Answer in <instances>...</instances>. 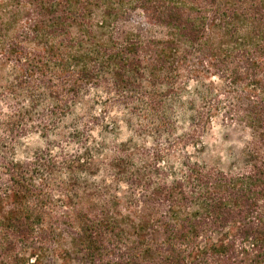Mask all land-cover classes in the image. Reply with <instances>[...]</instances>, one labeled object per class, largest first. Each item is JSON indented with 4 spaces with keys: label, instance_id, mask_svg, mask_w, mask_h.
Returning <instances> with one entry per match:
<instances>
[{
    "label": "trees",
    "instance_id": "16d2710c",
    "mask_svg": "<svg viewBox=\"0 0 264 264\" xmlns=\"http://www.w3.org/2000/svg\"><path fill=\"white\" fill-rule=\"evenodd\" d=\"M135 15L161 36L118 28ZM0 64V144L97 103L174 143L216 118L250 133L226 171L183 144L116 154L99 181L87 150L0 156V264H264V0H0Z\"/></svg>",
    "mask_w": 264,
    "mask_h": 264
},
{
    "label": "rangeland",
    "instance_id": "374dc122",
    "mask_svg": "<svg viewBox=\"0 0 264 264\" xmlns=\"http://www.w3.org/2000/svg\"><path fill=\"white\" fill-rule=\"evenodd\" d=\"M117 26L123 31L161 36V30L148 25L141 15H135L127 21H119ZM13 74L11 66L0 64V84L10 82ZM92 94L93 92L90 99ZM88 110L76 106L71 110V114L63 117L54 129L49 131L30 129L15 140H8V144H0V156L27 161L31 160L35 154L49 150L54 156L66 153L70 156L80 155V158H86L85 150H87L90 151L94 164L97 166V169L91 170L92 175L89 179L93 177L94 181H99L104 174L98 172V168L102 167V162L109 161L116 154H126L140 166L145 155H150L156 149L167 148V144H183L182 147L175 148V151L179 152L177 154L185 153L194 161L226 171L235 159L240 158L244 146L250 141V133L246 128L237 124H225L219 118L211 122L196 143L191 144L183 140L174 143L162 133L138 131L139 119L127 111L119 108L108 111L99 103L94 104L90 111ZM93 117L97 120L93 121ZM76 120L79 121L77 126L88 121L94 122L87 128L79 129L81 134L78 139L71 138ZM178 120V129L172 136L174 139L188 132L185 121L181 118ZM2 137H4L3 134L0 135V138ZM165 161L166 164H174L175 158L168 156ZM54 264L64 263L55 260Z\"/></svg>",
    "mask_w": 264,
    "mask_h": 264
}]
</instances>
